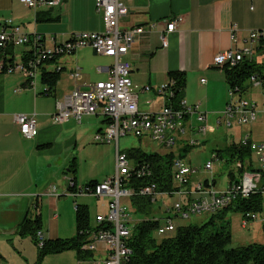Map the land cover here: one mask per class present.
Here are the masks:
<instances>
[{
	"label": "crops",
	"instance_id": "0c3cea01",
	"mask_svg": "<svg viewBox=\"0 0 264 264\" xmlns=\"http://www.w3.org/2000/svg\"><path fill=\"white\" fill-rule=\"evenodd\" d=\"M123 1L128 14L119 21V27L129 29L140 26L146 29L125 57L131 64L133 92L138 97L141 112L155 113L165 106L163 96L157 95L155 90L170 82L171 73L180 72L186 77L183 99L187 104H200L206 119L210 112L217 115L228 101L229 86L224 74L213 66L214 57L229 50L250 47L254 48V55L245 61L255 62L256 56L264 54V47L250 41L251 32L264 31V0ZM176 17H182L183 21L174 32L167 34V46L163 47L161 35L166 32L167 22ZM8 20L27 35L52 36L51 45L65 42L76 33L104 31L102 16L96 10L94 0H62L58 7L37 10L27 7L21 0H0V31ZM55 23H61L60 27H55ZM16 50L14 62H24L23 53L29 47L24 46L20 56ZM112 65L111 58L98 55L86 47L42 67L34 86L22 70L0 73V264L35 263L38 248L31 221L37 218L42 221L40 232L44 240L71 237L70 229L64 230L60 226L59 215L47 219L46 212L60 207L62 200L73 199L68 193V170L74 154L86 134H94L95 139L105 127L106 119L85 116L81 122L70 119L57 124L53 115L56 104L76 88L84 89L86 85L106 81ZM58 66L62 71L56 89L52 95H44V74L53 73ZM76 69L81 73L80 82L69 77ZM64 73L66 84L63 87L60 79ZM145 86L156 89L145 93L142 92ZM246 92L247 89L243 96ZM22 114L35 115L36 138L28 140L21 136L15 117ZM216 125H221V122ZM193 137L201 144L205 142H201L205 137ZM239 138L241 142L242 133ZM240 142H232L231 145ZM220 154L216 151L213 156L216 161L224 162V155L221 158ZM187 157L186 161L190 164ZM252 158L251 154L250 160ZM226 162L229 163L228 159ZM245 162L243 165L246 166ZM249 164L253 165L251 161ZM93 180L104 181L90 179L85 184ZM205 183L211 189L216 186L215 179ZM78 185L83 186L79 182ZM74 202L77 203V200ZM107 203L106 200V212L96 216L107 213ZM132 220H135L133 213ZM69 252L77 258L76 253Z\"/></svg>",
	"mask_w": 264,
	"mask_h": 264
},
{
	"label": "built area",
	"instance_id": "2783aa9c",
	"mask_svg": "<svg viewBox=\"0 0 264 264\" xmlns=\"http://www.w3.org/2000/svg\"><path fill=\"white\" fill-rule=\"evenodd\" d=\"M62 0H21L32 9H48L61 5ZM95 8L101 14L104 31L101 33L82 32L76 33L64 42L63 45L48 48L42 43L41 36H34L33 51L27 55L24 62L16 64L15 68L8 72L19 69L25 72L30 84L34 86L40 76L41 68L48 65V59L63 55L72 56L79 49L89 47L96 54L111 58L113 65L106 81L84 86V89L76 88L71 94L65 96L56 104V112L53 120L57 124H63L70 119L81 122L85 116H102L107 120L102 132L97 134L95 140L102 144L115 142L116 144V171L115 174L97 184L95 187L83 188L79 186V197L92 196L97 199H105L107 213L97 215L93 222V228L89 233V239L83 250L93 255L91 259L79 262V264H130L132 250L129 241L133 235L134 223L132 220L133 210L130 211L124 205L123 200H131L133 196L150 197L153 201L160 198H175L180 200L164 212L165 224L157 230L160 237H168L176 230L174 218L189 219L191 215L208 213L216 214L218 211L228 208L239 199L248 198L260 188L259 183L264 185V143L251 152L259 163L258 173H240L239 177L224 191L215 192L205 183L193 182L192 175L195 172L186 159L181 158L180 153L185 147L200 145V140L193 135L205 137L208 133L206 125L207 115L201 110L200 104L188 105L182 99L177 107L164 106L159 112H141L138 108V97L133 92L131 79V64L125 57L133 50L135 44L146 33L144 27L136 26L129 29H121L119 21L128 14L123 0H94ZM183 21L182 17L173 18L167 22L166 32L161 35L162 46H167V34L176 30L177 25ZM4 29L0 31V50L6 45L14 48L24 47L30 42L29 36L20 27L15 26L11 20L5 21ZM250 41L254 45L264 47V31L250 33ZM254 55V48L241 50H229L214 57L213 66L223 69L225 66H236L245 61L247 57ZM61 68L56 67V71ZM71 79L80 82L82 77L78 69L72 72ZM251 87L264 88V81L257 76L250 79ZM205 83V80H201ZM174 83L168 84L155 90L145 86L142 92L151 93L155 90L157 95L163 96L165 102L174 97ZM230 92V91H229ZM44 94L47 93L45 89ZM231 96H236L230 92ZM238 102L228 103L224 112L219 114L230 127V120L237 127L249 126L256 121V103H250L239 97ZM264 103V102H263ZM19 132L25 139L31 140L37 137V122L35 115H18L15 117ZM133 135L139 140H151L168 150L172 154V181L173 189L166 193H159L155 184L131 187L132 179L151 176L149 166L135 164L126 152L119 150L121 137ZM243 147L252 150L250 138L241 141ZM213 159L205 165L206 170L213 167ZM239 170L243 164L236 163ZM241 171V170H240ZM72 186V185H71ZM69 193V192H68ZM75 196V193H69ZM258 218L257 215L248 213L243 216L242 228ZM38 246H42L44 237L42 232L37 233Z\"/></svg>",
	"mask_w": 264,
	"mask_h": 264
},
{
	"label": "trees",
	"instance_id": "16d2710c",
	"mask_svg": "<svg viewBox=\"0 0 264 264\" xmlns=\"http://www.w3.org/2000/svg\"><path fill=\"white\" fill-rule=\"evenodd\" d=\"M34 36H41L42 43H45V37L43 35L34 34L29 36L30 42L26 44L29 50L23 53V59L25 60L27 59V55L33 51L34 47H32V42L33 38H35ZM63 43H57L56 45L61 46ZM14 51L15 48L12 45H6L0 50V73L8 72L10 69L15 68ZM62 57L63 55H60L48 59L47 64L57 62ZM217 69L224 74L229 91L239 97H242L243 92L246 90L244 85L246 79L257 76L260 80L264 81V63L243 61L233 67L225 66L223 69ZM61 71L55 70L53 73L44 74V88L47 90L46 94L43 93L44 95L53 94ZM169 77L171 79L170 81L174 83V87L172 88L174 97L168 103L165 102V105L167 107H177L179 101L183 99L186 77L185 74L180 72L171 73ZM101 132L102 130L99 131V133ZM95 142L102 144L96 140ZM194 147L196 146L188 145L185 147L180 153L181 158L186 159ZM223 152L228 156V162H240L243 164L247 159L251 158L250 149L245 146L243 147L241 144H233ZM126 153L135 161V164L139 168L140 165L146 164V166L150 167L149 170L151 171V176L132 179L129 183V188L155 184L158 192L162 194L173 189L171 171L172 154H149L140 148H132L126 151ZM220 153L222 158V151ZM76 161L77 159L74 158L68 170V173L73 174V178L70 179L68 186V192L75 193V196H72L74 200L79 198L76 195L79 192V185L76 178V173L78 172ZM233 180L231 178L230 183ZM99 183L93 180L81 187H95ZM205 184L207 185V183ZM263 193L264 190L259 189L248 198H241L233 202L228 208L218 211L206 223L201 225L176 226L173 234L168 237H162L160 240L156 238V235L158 228L161 226L160 220L164 216H155L156 213L154 211L157 202L153 201L150 197L133 196L131 199V207L133 209V215L138 221L134 223L133 235L129 241V247L132 250L130 264H264V245L249 244L232 247L230 226L225 220V215H223V213L228 211H239L243 216L248 213L258 215L263 210ZM31 222L34 226V237L38 244L37 233L40 231L42 221L40 218H37ZM93 222L90 220L88 206L76 203V235L68 239L44 240L43 245L41 247L38 246V256L34 264H41L43 259L48 255L69 251L76 252L79 262L91 259L93 255L85 252L83 247L89 239L91 229H94Z\"/></svg>",
	"mask_w": 264,
	"mask_h": 264
},
{
	"label": "rangeland",
	"instance_id": "374dc122",
	"mask_svg": "<svg viewBox=\"0 0 264 264\" xmlns=\"http://www.w3.org/2000/svg\"><path fill=\"white\" fill-rule=\"evenodd\" d=\"M61 23H55V27L59 28ZM52 36H47L45 38V43L48 48L53 47L52 40L50 39ZM16 53L20 56V52L23 47L16 48ZM256 63H264V54L260 57L256 56ZM70 77V76H69ZM60 83L63 87L66 84V73L61 75ZM245 87L247 92L243 96V100H247L250 103H256V121L252 123L251 127H237L234 125L233 120H230V127L223 122V119H219V114L224 112L228 103L238 102V95L232 97L229 90L227 91V103L224 106L222 112L214 114V112H210L209 118L207 119V128L208 133L205 138H200L205 141L198 147H195L193 151L188 154V161L190 162V166L195 170L192 175V180L197 182L205 183L207 180H216V186L212 187V190L215 192L224 191L228 185L231 178L236 179L240 175V170H244V173H258L259 171V163L255 159L252 160L247 159L243 168L239 170L236 162L227 163L226 160L228 156L225 152H223L226 148L231 146L232 142H240L239 135L242 133V141H245L250 138V142L253 145L251 152L255 151L259 144L264 143V88H254L251 87V82L249 79L245 81ZM204 109L206 106L204 105ZM212 110V108H210ZM103 118L102 116L96 117L94 119ZM84 119V117H83ZM218 122H221V125H216ZM94 134H86L83 138V141L80 143V147L77 149V152L74 154V157L77 158L78 163V173L77 178L78 182L84 185L90 179H98L104 180L106 177L112 176L116 171V163H115V142L109 144H98L95 142ZM119 147L121 152L128 151L132 148H140L144 152L149 154H160L166 155L168 150L155 143L151 140H139L133 135H129L126 137H121L119 141ZM216 151H222L224 158L223 161H213V167L211 170H206L205 165L211 161L213 155L216 154ZM250 161L253 163L249 164ZM69 178H73V174L69 173ZM234 176V177H233ZM260 189L264 190L263 183H259L258 186ZM256 191L254 192V194ZM180 200L179 197L175 198H160L157 201L155 207V216L162 217L164 216V212L168 207H171L176 202ZM263 201V210L258 213V218L255 221L250 222L247 228H242L243 222V214L239 211H228L223 213L226 217V221L228 222L231 230V241L232 247H240L247 244H260L264 245V193L262 195ZM77 203L80 205H87L89 207V216L91 222L95 220V216L97 213L106 212V200L104 199H96L92 196H82L77 199ZM123 203L130 211V200L124 199ZM75 205L73 199L62 200L60 207L57 209H53L49 212H46L47 219L53 218L56 215H59V223L60 226L64 230H69L71 233V237H74L75 234ZM212 215L208 213H202L197 215H191L189 219H181L174 218L175 226H188V225H201L206 223ZM135 221H138L135 218ZM160 224L164 225L165 220H160ZM157 239H161L159 235H156ZM68 239V238H65ZM37 248L38 244L36 243ZM38 251V249L36 250ZM76 253L75 251H73ZM38 256V253L36 254ZM77 256V254H76ZM47 259V262L44 263V260ZM37 260V258H36ZM41 264H79L77 258H75L74 254L71 252H65L60 254L48 255L46 256Z\"/></svg>",
	"mask_w": 264,
	"mask_h": 264
}]
</instances>
